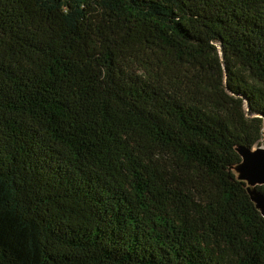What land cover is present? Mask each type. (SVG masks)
<instances>
[{
  "label": "trees",
  "instance_id": "1",
  "mask_svg": "<svg viewBox=\"0 0 264 264\" xmlns=\"http://www.w3.org/2000/svg\"><path fill=\"white\" fill-rule=\"evenodd\" d=\"M263 134L264 0H0V264H264Z\"/></svg>",
  "mask_w": 264,
  "mask_h": 264
},
{
  "label": "water",
  "instance_id": "2",
  "mask_svg": "<svg viewBox=\"0 0 264 264\" xmlns=\"http://www.w3.org/2000/svg\"><path fill=\"white\" fill-rule=\"evenodd\" d=\"M241 160L233 166V172L238 180L246 185L247 193L255 207L264 217V193L257 186H264V147H236Z\"/></svg>",
  "mask_w": 264,
  "mask_h": 264
},
{
  "label": "rangeland",
  "instance_id": "3",
  "mask_svg": "<svg viewBox=\"0 0 264 264\" xmlns=\"http://www.w3.org/2000/svg\"><path fill=\"white\" fill-rule=\"evenodd\" d=\"M258 146H262V147H264V134H263V138H262V140H261V145H255L254 148H255V147H258Z\"/></svg>",
  "mask_w": 264,
  "mask_h": 264
}]
</instances>
